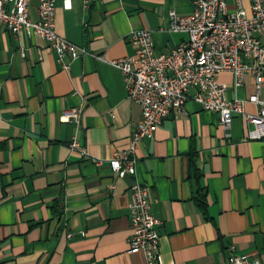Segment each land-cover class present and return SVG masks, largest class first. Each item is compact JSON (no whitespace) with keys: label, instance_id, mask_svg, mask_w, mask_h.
I'll return each mask as SVG.
<instances>
[{"label":"crops","instance_id":"1","mask_svg":"<svg viewBox=\"0 0 264 264\" xmlns=\"http://www.w3.org/2000/svg\"><path fill=\"white\" fill-rule=\"evenodd\" d=\"M225 3L235 11V0ZM240 3L249 14L250 0ZM192 10L190 0H55L54 31L114 60L133 55L131 30H148L165 55L186 39L168 31V13ZM217 80L231 100V75ZM253 92L249 81L236 96ZM75 108L79 124L62 120ZM140 119L118 71L91 57L64 71L37 36L0 25V264H145L128 250L135 181L160 222L161 264H219L230 247L264 264V143L246 140L243 118L226 129L189 102L139 144L135 177L120 179L108 160L128 148ZM72 141L86 157L70 151Z\"/></svg>","mask_w":264,"mask_h":264},{"label":"built area","instance_id":"2","mask_svg":"<svg viewBox=\"0 0 264 264\" xmlns=\"http://www.w3.org/2000/svg\"><path fill=\"white\" fill-rule=\"evenodd\" d=\"M192 12L187 16L168 13V31L186 37L168 54L154 53L151 32L131 30L128 41L133 55L106 60L89 54L83 48L66 41L54 31L55 0H0V25L12 35L37 36L56 58L61 69L68 71L71 62L91 57L118 71L128 99L141 109V119L135 125L129 146L109 160L118 178L135 177L139 144L152 139L154 131L169 114L185 115L191 102L203 111L218 116L219 124L228 128L233 117H242L247 141L264 143V0H250V13L235 0V11L228 12L225 0H190ZM36 3L34 18L30 9ZM24 57V52H20ZM221 74H229L235 93L226 98V86L218 82ZM251 81L254 92L245 99L237 91ZM255 108L247 112L245 106ZM81 108L65 111L62 120L79 124ZM70 151L86 157L77 142ZM95 164L100 161L94 160ZM128 204L132 235L129 252L142 254L145 264H161L158 259L160 222L150 212L149 190L137 181L130 188ZM227 258L219 264H262L258 260L229 248Z\"/></svg>","mask_w":264,"mask_h":264},{"label":"trees","instance_id":"3","mask_svg":"<svg viewBox=\"0 0 264 264\" xmlns=\"http://www.w3.org/2000/svg\"><path fill=\"white\" fill-rule=\"evenodd\" d=\"M197 203H198V208L200 210H202L203 212H205V202H204V199L203 198L198 199Z\"/></svg>","mask_w":264,"mask_h":264}]
</instances>
